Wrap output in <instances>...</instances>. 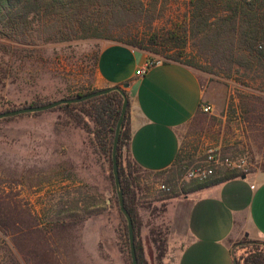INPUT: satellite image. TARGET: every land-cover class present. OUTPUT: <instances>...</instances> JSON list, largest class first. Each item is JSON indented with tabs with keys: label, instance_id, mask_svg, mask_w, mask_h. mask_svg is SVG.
Returning <instances> with one entry per match:
<instances>
[{
	"label": "rangeland",
	"instance_id": "rangeland-1",
	"mask_svg": "<svg viewBox=\"0 0 264 264\" xmlns=\"http://www.w3.org/2000/svg\"><path fill=\"white\" fill-rule=\"evenodd\" d=\"M143 2L110 25L111 15L104 9H78L72 20V10L65 8L52 16L51 27L41 35L34 23L27 42L5 36L0 28V43L12 51L0 50V111L101 89L97 57L112 42L149 46L151 57L188 65L207 87L225 86V95H217L218 105L182 128L181 151L172 168L137 172L140 238L149 264H160L151 230L167 243L163 200L174 192L186 193L184 186L197 180L187 176L191 167L207 164L213 150L242 165H220L214 176L264 170V72L231 64L227 50L220 53L200 38L190 37L185 50L172 41L171 31L183 35L190 29V0ZM74 112L81 114L79 108ZM92 138L62 109L0 119V222L32 227L17 235L12 249L7 247L9 232L0 229V264H133L110 160L95 152ZM123 160H129L127 146ZM162 184L171 190H162ZM248 240L263 241L239 238L232 242L234 255L253 249Z\"/></svg>",
	"mask_w": 264,
	"mask_h": 264
},
{
	"label": "crops",
	"instance_id": "crops-1",
	"mask_svg": "<svg viewBox=\"0 0 264 264\" xmlns=\"http://www.w3.org/2000/svg\"><path fill=\"white\" fill-rule=\"evenodd\" d=\"M150 57L149 51L112 42L101 49L97 68L101 89L127 91L131 158L145 171L164 172L179 157L182 128L204 107L218 105L217 95H225L226 88L207 87L198 72L178 61L138 74ZM242 176L164 198L163 264H236L233 241H264V170Z\"/></svg>",
	"mask_w": 264,
	"mask_h": 264
},
{
	"label": "trees",
	"instance_id": "trees-1",
	"mask_svg": "<svg viewBox=\"0 0 264 264\" xmlns=\"http://www.w3.org/2000/svg\"><path fill=\"white\" fill-rule=\"evenodd\" d=\"M190 4L192 8L190 29L188 31L186 30L183 35L179 33V30L171 31L170 38L172 41L178 43L179 46L185 50L190 37L200 38L206 43H210L212 48L220 53L227 50V56H229L231 64L247 68H258L264 72V0H190ZM143 5V0H0V28L5 36L27 42L32 35L34 23L39 26L38 32L39 35H41L47 32L51 27L49 20L52 19V16L62 12L65 8L72 10V12H69L72 20L74 19L72 15H74L75 11L79 12L78 9H89L92 7L97 13L98 11L103 12L104 9L106 15H111L108 22L110 25L114 22L115 18L117 19L119 14L128 13L138 7L142 8ZM126 44L143 50L150 49L149 46H143L142 44L132 42H126ZM155 44L158 45L159 40L156 39ZM10 47L11 46L8 44L0 43V50L4 52V54L9 55L12 52ZM19 59L22 58L20 57ZM122 89L124 88L122 87ZM124 91L127 94L125 89ZM84 94L79 93L75 96L62 98H74ZM124 99V94L121 90L115 89L85 101L66 103L47 110L54 111L62 109L79 125H84L87 132L93 135L91 140L95 147V152L109 157L111 177L114 183L112 153L116 127L122 113ZM48 102L37 100L21 107L43 105ZM16 108L20 107H13L12 109ZM77 108L81 110V114L74 112ZM44 112L46 111L26 113L4 119H14L24 115L38 116ZM85 117H88L92 121L93 127L88 124ZM130 137V103H128L126 116L120 131L117 151L121 188L124 194L125 207L128 209L133 219L135 246L139 264H149L145 257L143 244L140 238L142 223L137 208L139 186V176H137V172L145 170L133 161L129 152V160L126 161V164L123 160V150L124 147L128 145ZM179 168L181 169L182 165H180ZM242 175H244V173H237V170H229L215 176L212 175L206 180H195L186 184L183 189L187 193L191 190L240 177ZM117 188L118 187L115 185L116 201L123 223V238L132 261L128 221L121 210ZM175 194L177 193H171V195ZM71 222L72 221L68 223ZM5 225L6 226H3V222H0V229L2 228L4 231L9 232L8 235L11 237L12 242L10 243L7 241V247L10 249L16 246L15 239L19 233L25 230L29 231L30 228L32 229V227H17L14 224L12 226L8 224ZM58 225L64 226L65 223L61 222ZM151 235L153 236L154 243L157 245L159 251L158 260L161 264L166 253V240L161 237H156L154 230H151ZM248 242L252 244L253 249H250L246 255L240 257L234 255L236 263L264 264V242L259 240H248Z\"/></svg>",
	"mask_w": 264,
	"mask_h": 264
},
{
	"label": "water",
	"instance_id": "water-1",
	"mask_svg": "<svg viewBox=\"0 0 264 264\" xmlns=\"http://www.w3.org/2000/svg\"><path fill=\"white\" fill-rule=\"evenodd\" d=\"M129 83H125L124 87H128ZM121 90V92L124 94V104L122 107V113L120 116V119L118 121L117 127H116V134L114 138V145H113V172H114V177H115V183L116 186L118 187V196H119V202L121 206V210L124 213V215L127 218L128 221V230H129V238H130V245H131V256H132V261L133 264H139L138 257H137V252H136V246H135V232H134V224H133V219L128 211V209L125 207V202H124V194L123 190L121 188V178H120V171H119V164H118V157H117V151H118V144H119V136H120V131L122 124L124 122L125 116H126V111L129 103V98L127 94L125 93L124 89H122L121 86H112L108 88H103L99 89L84 95H81L79 97H74V98H60L57 100H53L51 102H48L43 105H37V106H26V107H20L16 109H11L7 111H2L0 112V119L7 118V117H12V116H18L21 114H26V113H33V112H42V111H47L50 109H53L59 105L66 104V103H74V102H81L85 101L88 99H91L93 97H97L103 94H106L112 90ZM242 177H245L243 175ZM236 263V260H235ZM237 264V263H236Z\"/></svg>",
	"mask_w": 264,
	"mask_h": 264
},
{
	"label": "built area",
	"instance_id": "built-area-1",
	"mask_svg": "<svg viewBox=\"0 0 264 264\" xmlns=\"http://www.w3.org/2000/svg\"><path fill=\"white\" fill-rule=\"evenodd\" d=\"M164 62L162 59L155 58V57H150L148 58L144 64L140 67L138 70V74L143 75L147 73L153 66L160 64ZM211 109L210 106L204 107V111H209ZM207 164L205 165H198L191 167L188 172L187 176L189 179H197V180H206L210 178L212 175H214L216 169L220 165H226L232 168H240L242 167L241 164H236L233 163L230 159L228 158H221L215 151L210 150L208 158L206 159ZM161 189L164 191H170L171 186L167 184H162Z\"/></svg>",
	"mask_w": 264,
	"mask_h": 264
}]
</instances>
